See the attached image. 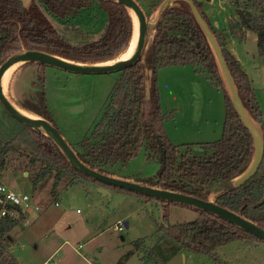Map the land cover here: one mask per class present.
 Returning a JSON list of instances; mask_svg holds the SVG:
<instances>
[{"label": "trees", "instance_id": "1", "mask_svg": "<svg viewBox=\"0 0 264 264\" xmlns=\"http://www.w3.org/2000/svg\"><path fill=\"white\" fill-rule=\"evenodd\" d=\"M164 1H153L150 10H157ZM193 1L214 33L243 107L254 123L261 115L254 104L256 95L251 80L241 61L231 53L211 25L202 4ZM95 2L107 15L101 36L86 43H74L66 39L55 20L75 18L84 9L93 7ZM234 8L235 15L229 20L231 34L240 41L245 38L247 31L255 32L258 52L264 55V0H238L234 2ZM133 30L129 10L114 1L30 0L25 3L23 0H0V64L10 55L27 49L46 51L78 62L109 61L120 57L128 49ZM38 65V81L33 84H40L42 89L37 95L38 107L33 112L58 127L43 89L42 70L45 65ZM173 65H192L197 73L204 75L223 92L225 120L220 139L183 144H174L170 140L165 125L173 113L162 109L158 72ZM21 106L28 109L25 105ZM19 122L22 127L13 139H0V179L8 164V154L15 150L13 142L16 140L31 149L28 164L37 167L33 175L34 184L51 174L53 192L67 177L70 179L69 184L73 185L94 181L108 189L114 187L73 168L50 137ZM144 144L154 151L159 163L157 178L144 183L206 200L210 199V185L238 179L250 167L255 156L254 138L233 103L216 52L188 0H171L162 7L156 32L142 58L119 71L106 110L92 126L90 133L71 146L87 165L114 175L112 168L120 162L131 160ZM133 193L146 200L160 202L165 208L174 203ZM215 202L264 228V158L251 179L240 186L226 189L217 195ZM191 208L198 212L195 220L172 225L156 222L159 237L154 245L142 251L144 239H139L135 243L136 250L142 251L148 261L166 264L172 256L182 251L214 258L216 249L231 241H264L217 215ZM20 213L19 218L0 216L1 264L6 258L9 233L25 217ZM163 241L170 246L164 247ZM13 263L14 258L6 264Z\"/></svg>", "mask_w": 264, "mask_h": 264}, {"label": "rangeland", "instance_id": "2", "mask_svg": "<svg viewBox=\"0 0 264 264\" xmlns=\"http://www.w3.org/2000/svg\"><path fill=\"white\" fill-rule=\"evenodd\" d=\"M138 1L148 17L147 48L156 32L162 7L152 11L150 5L155 0ZM199 1L211 21H216L219 27H227L228 30L227 19L235 15L234 2L238 0ZM106 18V12L95 2L93 7L84 9L75 18L55 21L66 39L74 43H86L101 36ZM248 32V39L236 42L234 46L255 91L254 104L261 117L254 124L264 135V55L258 52L256 33ZM38 71V63L19 65L9 80L6 92L14 104L33 116H38L33 110L38 107L37 95L42 89L40 84H33L38 81ZM42 73L49 109L62 135L73 144L90 133L92 126L106 110L119 72L82 74L45 65ZM186 79L182 77V80ZM191 87L186 93V89L175 87V95L161 104L164 112H172L175 117L168 120L171 121L169 128L175 132L182 131V138L187 134L193 138L199 131H209L203 134L202 138L208 136L204 140L220 139L225 120L223 92L212 86L210 93L190 95L192 90L199 91L196 86ZM166 103L170 109L178 108V113L175 115L170 109L166 111ZM21 127L22 124L0 104V139H13ZM13 144L15 150L8 154V164L0 181L7 182L17 192L29 194L32 204L37 205L38 209L22 212L24 219L9 233L3 263H10L14 258L13 264H44L48 259L54 264H155L145 259L142 251L153 246L159 237L156 222L172 225L193 221L198 216L194 208L175 203L165 208L160 202L146 200L143 196L115 187L109 189L110 195L103 194L98 189L100 184L94 181L73 185L69 184L70 179L67 177L53 192V175L34 184L33 175L37 167L28 164L31 149L16 140ZM112 171L120 178L147 182L157 178L159 163L154 151L144 144L136 156L126 163H118ZM236 180L210 185V200L215 201L217 195L236 186ZM119 226L123 229L117 230ZM139 239H144L142 251L136 250L135 243ZM163 244L164 247L170 246L164 241ZM166 264H264V241H231L218 247L214 258L182 251L172 256Z\"/></svg>", "mask_w": 264, "mask_h": 264}, {"label": "water", "instance_id": "3", "mask_svg": "<svg viewBox=\"0 0 264 264\" xmlns=\"http://www.w3.org/2000/svg\"><path fill=\"white\" fill-rule=\"evenodd\" d=\"M23 1L27 3L30 0H23ZM108 1H114L123 4L129 10L132 16L133 24H134L133 14L137 16L138 25H139L138 43L133 51V54L129 58L121 59L120 57H118L116 59H112L105 62L89 63V62H78V61L70 60L46 51L28 50V49L22 50L20 52L10 55L0 65V104L8 112L10 116L21 121L27 127L35 131L42 132L43 134L50 137L58 145V147L67 158L70 165L79 172L88 175L92 179L100 181L107 185L119 187L127 191H133L162 201L174 202L208 211L264 240L263 227H261L254 221L246 218L242 214L235 212L231 209H228L213 200L210 199L206 200L182 192L168 190L157 186H152L144 182H136L134 180L120 178L114 175L103 173L97 169L90 167L80 159L77 152L74 150L71 144L65 139V137L62 135L58 127H56L54 124H52L49 120L45 118L39 116H33V115L30 116L24 113L23 111L20 110L22 108L14 104V102L5 95L2 88V79L6 71L15 64L21 65L30 62L40 63L43 65H51L70 72L82 73V74H105V73L119 72L126 67L136 64L142 58L144 51L146 49L147 31H148L147 14L138 0H108ZM169 1L171 0H165L161 5V7H163ZM188 1L190 2L195 16L202 25L205 33L207 34L216 52L221 70L228 83L233 103L237 111L239 112L242 120L244 121L245 125L250 130L254 138L255 148H256L255 156L253 162L251 163L247 171L236 180V186H240L249 179H251L259 170L260 165L264 158V139L259 128L253 123V121L250 119V117L248 116V114L246 113L243 107L240 96L236 90L234 81L232 79L227 63L223 56L222 50L215 38L214 33L212 32L209 24L202 16L201 12L199 11L194 1L193 0H188ZM133 35H134V30H133ZM98 189L103 194L110 195V191L107 187L99 186ZM0 203H1V198H0ZM125 225L128 226L127 221H125Z\"/></svg>", "mask_w": 264, "mask_h": 264}, {"label": "crops", "instance_id": "4", "mask_svg": "<svg viewBox=\"0 0 264 264\" xmlns=\"http://www.w3.org/2000/svg\"><path fill=\"white\" fill-rule=\"evenodd\" d=\"M198 2L202 4V2H200L199 0H198ZM205 14H206L207 18L209 19L213 28L222 37V40L225 43V45L227 46V48L231 51V53L234 54V56L236 58H238L241 61L240 55L238 54V52L236 51V48L234 46V44L236 42H239V40L234 38V36L230 32V27H229V20L234 15L228 16V19H227L228 30H227V27H223V28L219 27L216 24V21H211L209 15L207 13H205ZM250 35H252V34H250ZM247 36L249 37L248 31L246 32L245 38L243 40H240V42L246 41L248 39ZM182 77H186L187 79L182 80ZM188 78H189V80H188ZM190 80H191V82H189ZM158 84H159V89H160V99H161L162 105L164 104V101H167L169 98H171L175 95V92H173L175 87H178L181 89H186V91H184L186 93L187 90L192 89L191 85L193 87L196 86L199 91L193 92V90H192L190 92L191 93L190 95H194L195 93H204V92L210 93V91H211L210 88H212V86L214 87V84L209 79L204 77V75L197 73L195 71V68L192 65H173V66H168V67L160 69L158 72ZM209 103H211V98H209ZM209 107L213 110V107L211 105H209ZM169 109H170L169 104L166 103V111H169ZM170 110H173L175 115L178 113V108H172ZM203 120L204 119H202V121ZM207 121L208 120H206L205 122H207ZM215 121L217 123V120H215ZM170 122L171 121H168L166 123V131L168 133L170 140L174 144H180V143H186V142H211L208 140H204V139H208V138H206L208 136L202 138L203 134H205L209 131H206L205 133H201L199 131V134L194 135L193 138H191L190 134H187L184 138H182L184 136V133L182 131L175 132V131L171 130L169 128V125H171ZM203 126H205V125H203ZM203 126H201V128ZM211 131H213V129ZM214 131H215V129H214ZM114 176L119 177L118 175H116V173H114ZM130 180H132V179H130ZM1 182H3V181H1ZM5 184L8 187H10L7 184V182H5Z\"/></svg>", "mask_w": 264, "mask_h": 264}, {"label": "built area", "instance_id": "5", "mask_svg": "<svg viewBox=\"0 0 264 264\" xmlns=\"http://www.w3.org/2000/svg\"><path fill=\"white\" fill-rule=\"evenodd\" d=\"M0 216L10 215L17 217L23 211H29L32 208L38 209L37 205L32 204V197L23 192H17L0 181ZM58 204V202H57ZM117 230L123 228L116 227ZM44 264H54L51 259H48Z\"/></svg>", "mask_w": 264, "mask_h": 264}, {"label": "bare ground", "instance_id": "6", "mask_svg": "<svg viewBox=\"0 0 264 264\" xmlns=\"http://www.w3.org/2000/svg\"><path fill=\"white\" fill-rule=\"evenodd\" d=\"M133 18H134V35L132 38V42H130V45L128 47V49L120 56L121 59H127L129 58L132 54L133 51L138 43V33H139V25H138V19L137 16L135 14H133ZM20 64H15L12 67H10L6 73L3 76L2 79V88L3 91L5 93V95L8 97V95L6 94L7 92V88H8V84H9V80L14 72V70L19 66ZM9 98V97H8ZM21 111H23L24 113L28 114V115H32L29 112H25L23 109H20Z\"/></svg>", "mask_w": 264, "mask_h": 264}]
</instances>
